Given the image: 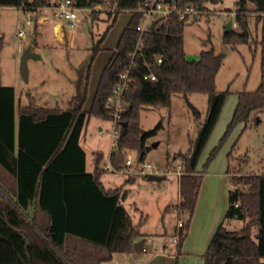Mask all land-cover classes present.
Listing matches in <instances>:
<instances>
[{
  "label": "trees",
  "instance_id": "obj_1",
  "mask_svg": "<svg viewBox=\"0 0 264 264\" xmlns=\"http://www.w3.org/2000/svg\"><path fill=\"white\" fill-rule=\"evenodd\" d=\"M58 1L0 0V7L38 10ZM144 1L73 0L80 8L94 9L99 5L108 8L109 19L111 10L116 9L113 23L120 11L136 9ZM176 1L179 7L192 5L202 11L209 10L208 3L221 2ZM253 13L262 22L258 43L261 84L256 91L238 93L233 117L219 145L210 153L205 171L236 126L249 123L252 113L264 108V0L237 1V26L224 32L223 41L234 49L239 44H251ZM96 15L93 11V18ZM141 20L142 14H132L116 51L102 71L88 110L84 105L89 94L91 65L105 36L94 47L88 68L78 71L76 92L67 109L39 105L31 94L28 105L17 106L15 88L0 82V172L4 177L0 181V264H101L111 260L115 253L134 251L147 217L134 222L123 204L126 196L123 186L107 189L102 181L106 172L101 166L103 153H98L94 171L88 172L86 152L81 146V135L91 117L113 120L108 100L129 68L132 83L124 92L128 105L121 114L118 146L110 155L111 164L119 171L124 167L128 150H136V160L145 162L148 139L162 127L159 123L154 129L143 130L142 109L169 107L178 93L208 95V113L198 138L188 151L174 154L184 170L180 176L182 200L177 208L188 214L178 232L180 252L201 185L199 160L230 94L229 90L218 91L216 86L224 55L212 48L201 51L198 59H189L184 48L187 23L172 14L162 19L154 31L143 33L144 44L133 56ZM161 55L163 62L158 64L157 57ZM149 73L156 75V82L144 78ZM228 157L232 163V154ZM6 176L10 186L6 185ZM134 181L132 177L125 183ZM231 185L229 208L205 254V264H264V174L232 173ZM235 219L243 222L240 230H231L227 225Z\"/></svg>",
  "mask_w": 264,
  "mask_h": 264
},
{
  "label": "rangeland",
  "instance_id": "obj_2",
  "mask_svg": "<svg viewBox=\"0 0 264 264\" xmlns=\"http://www.w3.org/2000/svg\"><path fill=\"white\" fill-rule=\"evenodd\" d=\"M237 1L208 3L209 10L199 20L187 22L184 33V48L189 59H198L201 51L212 48L224 55L223 64L216 77V86L218 91H230L217 126L199 160L198 168L207 172L211 163L216 161V166L226 164L228 154H232L233 174H264V108L254 111L249 123L242 122L236 126L218 155L206 171L204 170L210 153L219 145L233 117L238 93L244 90L256 91L261 84V46L258 43L262 22L257 19V15L253 13L250 17L251 44H239L234 49L223 41L228 22L232 21L233 28L236 27L233 13L236 12ZM93 11L97 12L96 19L92 16ZM108 11V8L100 5L91 10L80 11V21L76 26L71 29L65 21H61L65 26L61 31L51 18V21L40 28L36 20L43 13L39 9L0 7V82L15 88L17 106L28 105V95L31 94L39 105L67 109L76 92L78 71L88 68L94 47L105 36L91 65L89 87L92 89L84 105L86 110L90 108L98 77L110 60L118 39L132 16V12L122 10L113 23L116 9L111 10V19L108 18ZM47 15L51 16L49 13ZM30 17H33L35 26L25 27V21ZM21 28L26 30L24 38L19 35ZM27 50L30 52L27 61L28 81L21 72L22 56ZM208 106L207 94L178 93L172 97L169 107L142 109L140 126L143 130L148 131L159 123L162 124L157 134L148 139L147 145L152 148L147 151L145 163L155 166L161 173L177 170L179 164L182 166V162L174 154L188 151L192 147V142L198 138L207 117ZM114 137L111 121L95 117L87 121L81 135V146L87 155L88 172L94 171L99 152L104 155L101 166L104 168L109 165ZM128 153L134 158L137 157L136 150H128L126 155ZM167 156H170L169 161ZM141 168L142 164L136 161L133 169ZM105 171L102 176L104 185L123 186V193L126 194L124 205L134 222L138 223L141 217H147L143 231L155 233L158 230H167L168 239L171 237L173 242L179 217L185 221L188 219V214L177 208L178 201L182 200L181 195L178 200V175L168 174L162 181H149L142 174L127 175L125 171ZM181 171H184L183 167ZM128 176H135L136 181L124 184ZM3 179V173L0 172V181ZM30 213L33 214V208ZM227 225L231 230H240L243 222L235 219ZM145 239L146 247L151 248L150 236Z\"/></svg>",
  "mask_w": 264,
  "mask_h": 264
},
{
  "label": "crops",
  "instance_id": "obj_3",
  "mask_svg": "<svg viewBox=\"0 0 264 264\" xmlns=\"http://www.w3.org/2000/svg\"><path fill=\"white\" fill-rule=\"evenodd\" d=\"M52 22H56V27H59V30L61 31L64 30L65 27L63 24L64 22H61L59 20L58 21L53 20ZM116 48L114 49L113 54L116 51ZM101 74L98 77V81L94 88L92 98L96 91ZM91 89L92 88L89 87V93L91 92ZM228 156H227L228 162L226 161V164L222 163L216 166V161H214L209 166L207 172H202L200 167L197 168L199 174L202 175L201 185L197 197L196 206L192 214L189 229L180 248V252L178 251V244L173 243L171 241V237L170 239H168L167 230H158L155 233L146 232L145 230L143 231V228L147 224V220H148L147 219L141 227L142 235L137 238L136 242L144 241L145 242L144 244L146 246L145 238L148 236H150V238L155 236L154 244L151 245V248L146 247L147 251H143L141 247L138 250L134 249V251L132 252L115 253L113 254L111 260L104 261L101 264H205V254L219 226L224 222L225 216L229 208V197L232 187L231 185L232 172H231V163L229 162ZM86 160H87V155H86ZM161 175L165 177L168 174H161ZM130 177L135 178L136 181L135 176H130ZM130 177L128 176L126 180ZM177 177H178V193H179L178 200H179L180 176ZM6 180L8 182L6 183V185L10 186L8 176H6ZM125 182L124 184H126ZM105 187L107 189L119 188V187H111L106 185ZM178 202L180 203L181 201L179 200ZM180 221L186 223V221L182 219V217H179L178 223L176 224V227L174 229L173 236L176 233H178L180 230L178 226Z\"/></svg>",
  "mask_w": 264,
  "mask_h": 264
},
{
  "label": "built area",
  "instance_id": "obj_4",
  "mask_svg": "<svg viewBox=\"0 0 264 264\" xmlns=\"http://www.w3.org/2000/svg\"><path fill=\"white\" fill-rule=\"evenodd\" d=\"M91 9L92 8H80L78 6H75L73 0H59L55 4L39 8L40 12H42L43 14L37 18L36 22L39 24V27L42 28L41 25L49 22L51 18V20L54 19L56 21L58 20L65 21L68 24V26L71 29H73L76 26V24L80 21L79 12L83 10L87 11ZM128 11L132 12V14L133 13L142 14L141 23L137 27V30L140 32V38L138 41V45L135 49V52L133 53V56H135L137 51L141 50L144 44L142 35L144 32L150 30V26L154 20L166 19L172 14H177L181 22L187 23L189 21L199 20L201 16L206 13L205 11L199 10L192 5L179 7L176 0H145L143 3L140 4L138 8ZM47 13H49L51 16L47 15ZM233 14L236 15V12H234ZM235 25L237 26V24ZM26 26L27 27L35 26L33 17L32 18L30 17L25 21V27ZM19 35L22 36L23 38L26 36L25 28H21L19 30ZM162 62H163V56L162 55L158 56L157 63L161 64ZM129 73H130V68L124 75H121L120 82L114 89V94L108 100V106L113 110V120L111 122L113 123V134L115 136L112 141L111 152L114 149H116L118 146L119 133L122 127L121 114L126 110L128 105L124 97V92L129 88V85L132 83V80L129 77ZM144 78L150 82L157 81V77L154 73H149L145 75ZM136 161H137L136 158H134V156L131 153H128L124 167L120 171H125L128 174L137 173L146 176H148L149 174H156V175L170 174V175L181 176L183 174V172L181 171L182 170L181 164L178 165L177 170L174 171L169 170L167 173H161V171L158 168L145 162L141 163L142 168L140 170L139 169L134 170L133 168ZM137 163L139 162L137 161ZM105 170L110 172L119 171L116 168H114L111 162L109 163V165L105 166ZM178 226L179 228H181L182 226H184V222L180 221ZM172 240L173 242L178 244L179 234L176 233L173 236ZM150 243L154 244L153 237H151ZM142 250L147 251L145 244L142 246Z\"/></svg>",
  "mask_w": 264,
  "mask_h": 264
},
{
  "label": "water",
  "instance_id": "obj_5",
  "mask_svg": "<svg viewBox=\"0 0 264 264\" xmlns=\"http://www.w3.org/2000/svg\"><path fill=\"white\" fill-rule=\"evenodd\" d=\"M160 20L161 19H156V20H154L152 22V24L150 26V31H154L155 30V28H156L157 24L160 22ZM232 29H233V22L232 21H229L228 24L226 25L225 31L228 32V31H230ZM29 54H30L29 50L25 51V53L22 56V60H21V72H22V75H23V77H24V79L26 81H28V78H29L28 64H27ZM154 145H156V144H154ZM151 148H152L151 145H147L146 146L147 151L151 150ZM147 178L150 181H162V180L165 179L164 176H162V175H156V174H149L147 176ZM144 243H145L144 241L136 242L135 249L138 250L139 248H141L144 245Z\"/></svg>",
  "mask_w": 264,
  "mask_h": 264
}]
</instances>
